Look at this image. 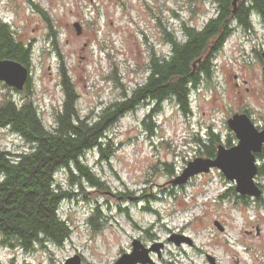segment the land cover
<instances>
[{"label": "rangeland", "instance_id": "1", "mask_svg": "<svg viewBox=\"0 0 264 264\" xmlns=\"http://www.w3.org/2000/svg\"><path fill=\"white\" fill-rule=\"evenodd\" d=\"M193 5L187 0H0V20L8 21L15 37L32 50L30 92L0 82V101L29 94L52 128L66 73L78 94L80 115L94 118L144 81L149 47L169 50L163 26L181 36L182 20L200 27L215 11L212 0ZM39 10L49 16L55 36ZM74 22L80 23V34ZM262 51L264 20L254 15L250 29L234 27L224 40L211 76H200L191 91L190 113L169 98L151 112L150 126L143 123L153 108L147 101L121 115L106 131L109 159L102 161L95 149L82 158L101 185L82 177L70 180L64 170L55 174L59 187L70 193L59 205V215L70 225L68 239L37 243L30 251L0 243V264H64L75 254L81 264H114L131 252L134 238L148 247L162 243L148 252L156 264H210L207 255L216 264H264V197L260 203L254 196L241 200L235 183L217 167L183 184L170 182L187 162L206 157L195 140L206 139L209 129L219 135L216 145H227L228 139L237 143L227 125L233 113L246 110L256 126H264ZM0 146L13 153L28 147L7 128L0 130ZM257 162L264 164V157ZM259 174L255 182L264 185ZM171 234H184L190 243L175 245L167 240Z\"/></svg>", "mask_w": 264, "mask_h": 264}, {"label": "trees", "instance_id": "2", "mask_svg": "<svg viewBox=\"0 0 264 264\" xmlns=\"http://www.w3.org/2000/svg\"><path fill=\"white\" fill-rule=\"evenodd\" d=\"M196 1L187 0L191 6ZM212 3L215 11L200 27H184V41L165 29L164 38L171 50L164 57L154 54L148 58L144 81L123 93L120 100L101 107L94 118L80 115L78 94L66 73L61 76L64 98L54 112L52 128L44 124L29 94L18 100L8 96L0 101V130L7 128L28 145L17 153L0 146L1 244L30 251L37 243L61 244L68 239L70 225L59 215V205L70 193L59 187L55 174L64 170L70 180L82 177L101 185L82 158L95 149L102 161L109 159L106 131L125 112L142 102L153 104L143 121L147 126L151 125V112L158 111L160 103L169 98L184 114L191 112V91L199 84L198 73L211 76L214 56L234 27L250 29L254 15L264 20V0H238L235 12L232 0ZM39 11L49 24L51 36H55L49 16ZM31 53V44L18 40L11 24L1 19L0 58L13 59L30 68ZM30 87L28 76L25 90L30 92ZM218 141L219 135L213 129L208 130L206 139L195 140L199 153L206 157L215 156ZM230 145L228 139L227 146ZM258 172L264 175V164L258 166ZM97 217L98 210L90 220L95 222Z\"/></svg>", "mask_w": 264, "mask_h": 264}, {"label": "water", "instance_id": "3", "mask_svg": "<svg viewBox=\"0 0 264 264\" xmlns=\"http://www.w3.org/2000/svg\"><path fill=\"white\" fill-rule=\"evenodd\" d=\"M237 1L232 0L233 12H235ZM73 26L76 33L80 34V23L74 22ZM261 58L264 73V51L261 52ZM28 75L29 70L26 66L13 59L0 58V82L20 91L24 88ZM227 125L237 139V143L227 146L219 142L216 145L214 157L198 156L187 162L181 173L170 181L173 185L183 184L190 177L217 167L226 179L235 183L238 194L254 197L260 195V189L254 177L258 173L257 154L264 145V126L261 128L256 126L245 111L233 113L227 119ZM214 224L219 230H224V226L218 220H215ZM167 240L175 245L182 242L190 243V239L184 234H171ZM155 244L152 247H145L139 239L134 238L131 252L121 254L114 264H155L148 252L151 249L158 251V246L162 243ZM207 260L210 264H216L211 255H207ZM64 264H81L80 256L75 254L68 257Z\"/></svg>", "mask_w": 264, "mask_h": 264}, {"label": "flooded vegetation", "instance_id": "4", "mask_svg": "<svg viewBox=\"0 0 264 264\" xmlns=\"http://www.w3.org/2000/svg\"><path fill=\"white\" fill-rule=\"evenodd\" d=\"M175 14H177L176 12H174ZM192 18H193V15L192 16H190V21H193L192 20ZM157 25H158V27H160L161 29H162V24L160 23V22H157ZM193 26H195L194 24H189L188 23V21H186V20H182V22H181V36L179 35L178 37H179V39L181 40V41H184V39H185V37H186V35H185V33H184V27H193ZM165 26H163V32L165 33ZM162 41H163V43H166L167 44V42L165 41V38L163 39L162 38ZM169 46V45H168ZM150 48V51H149V57L148 58H150L152 55H157V56H160V57H164V55L165 54H167V52L169 51V50H171V46H169V50L164 54V53H160V52H158V51H156L155 49H154V47L153 46H151V47H149ZM261 56V55H260ZM262 59V58H261ZM29 70V69H28ZM199 74V76H201V75H204V74H201V73H198ZM260 128V127H259ZM258 155V157H260V158H262V157H264V145H263V148H262V150L257 154ZM258 166H259V163H258ZM259 176H262L261 174H259ZM258 184V183H257ZM258 186H259V189H260V195L258 196V197H255V201H257L258 203H260L261 201H262V199H263V197H264V185H261V184H258ZM237 195V197H239L241 200L243 199V201H245L246 199H251V196H247V195H240V194H236ZM141 242V241H140ZM153 243H156L155 241H152ZM142 243V242H141ZM143 244V243H142ZM145 247H148V246H145ZM131 249H132V243H131ZM152 255H154V253H152ZM156 255V254H155ZM157 256V258L158 259H160V255H156ZM153 260V259H152ZM154 263L156 264V262L154 261ZM158 263V262H157ZM137 264H141V263H137ZM159 264V263H158Z\"/></svg>", "mask_w": 264, "mask_h": 264}]
</instances>
